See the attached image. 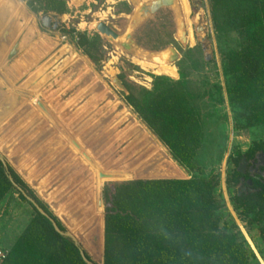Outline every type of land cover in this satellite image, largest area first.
<instances>
[{
    "label": "rangeland",
    "instance_id": "obj_1",
    "mask_svg": "<svg viewBox=\"0 0 264 264\" xmlns=\"http://www.w3.org/2000/svg\"><path fill=\"white\" fill-rule=\"evenodd\" d=\"M153 1L33 0L38 11H31L25 0H16L33 31L23 28L7 40L16 23L6 14L0 32V90L13 98L0 115V155L64 230L76 237L94 264H103L105 186L131 179L210 176L219 182L216 214L244 239L258 264H264V218L255 211L244 212L232 200L238 183H227L237 167L234 159L242 155L255 159L260 151L252 147L264 140V123L236 127L227 98L229 78L223 72V58L238 48L240 38L230 30L216 31L209 0H187L192 40L180 1L144 15L142 6ZM2 4L0 0V13ZM45 12L60 14L62 23L56 29L43 26L38 17ZM98 22L106 23L118 37L101 33ZM75 32L86 35L83 46L75 45ZM164 51L169 52L167 63L176 76L142 68L134 61ZM176 82L188 92L201 119L197 168L192 172L172 159L125 100L130 91L146 99L145 90ZM13 192V198L0 207L1 239L15 225L10 213L14 200L20 198L17 189ZM94 230L99 231L101 243L97 252L92 247ZM3 243L0 240V249L9 250Z\"/></svg>",
    "mask_w": 264,
    "mask_h": 264
},
{
    "label": "trees",
    "instance_id": "obj_2",
    "mask_svg": "<svg viewBox=\"0 0 264 264\" xmlns=\"http://www.w3.org/2000/svg\"><path fill=\"white\" fill-rule=\"evenodd\" d=\"M31 11L33 0H25ZM216 31L230 30L240 45L223 58V72L229 78L227 98L235 125L247 129L264 123V0H209ZM60 12V11H59ZM76 46L87 37L74 33ZM179 82L154 91L146 99L130 91L125 100L146 126L167 147L172 159L189 172L197 168L202 127L188 92ZM264 154V140L252 151ZM242 155L234 159L237 163ZM247 158V157H246ZM264 171V165H261ZM13 180L21 186L64 229L21 177L8 165ZM244 176L251 189L233 195L244 212L255 211L264 218V175L232 171L229 184ZM216 177L131 179L105 186L103 264H258L254 252L237 231L230 230L216 214L220 208L215 194ZM16 188L0 161V207L13 198ZM18 191V190H17ZM10 217L21 231L10 239L9 250L0 264H87L71 238L54 231L50 221L19 191ZM32 208L35 214L32 213ZM13 227V226H12ZM235 228V225L232 226ZM10 231V229H8ZM8 234V235H7ZM264 243V226L261 229ZM86 257L90 255L83 249Z\"/></svg>",
    "mask_w": 264,
    "mask_h": 264
},
{
    "label": "bare ground",
    "instance_id": "obj_3",
    "mask_svg": "<svg viewBox=\"0 0 264 264\" xmlns=\"http://www.w3.org/2000/svg\"><path fill=\"white\" fill-rule=\"evenodd\" d=\"M173 1H172V3H173ZM179 1L181 3V5L179 6V9L181 11V15L184 16V18L186 19L187 24H188V27H187V29H188V39L192 40L191 29L189 27V21H188L189 19L187 18L188 15H189L188 2H187V0H179ZM2 5H4V6H2V8H4V10L5 9L6 10L5 11L2 10L1 13H0V32L4 28V23H5V20H6V14L7 15L9 14L10 15L9 17H12L15 20L14 23H16L14 25L12 24V27L10 28L11 29V33H10V30H9V32H8L9 34H7V40H9L8 35H10V38L12 39L14 37V35L17 33L16 31L19 32L23 28L25 29V32L28 29L30 30V32L33 31L32 27H31V24L30 25L28 24V19L29 18L23 12L22 7L16 2V0H3V4ZM7 18H8V16H7ZM93 26H94V24H93ZM6 42L7 41L5 40L4 44L2 45V48H3L4 51H5V47L7 45ZM3 50H1V52ZM2 54L0 53V55H2ZM169 56H170L169 52L168 51H164V52H161V53H159L157 55L154 54V55H151V56L149 54H143L142 57H136V58L134 57L135 58L134 61H136V63L139 66H141L142 68H152L157 73H166V74H169L171 76H176L175 68L172 66V64L167 63V59L169 58ZM149 57H151V60H150ZM148 58H149V60H148ZM3 93H5V92H2L0 90V115H1V113L4 112V109L7 108V105H5V104H7L6 101H8L9 98H13V97H10V96H8V98H6V95H4ZM87 155H89V154H87ZM164 158H165V156H164ZM166 161H168V160H166ZM111 175H112V177L113 176L119 177V174H117V173H111ZM96 228H98V227L95 226L94 229H96ZM98 232L94 230V234L95 235L92 238V247H93V250H95V252H97L100 249V246H101L100 245L101 243H100V239H99V234L97 235Z\"/></svg>",
    "mask_w": 264,
    "mask_h": 264
},
{
    "label": "water",
    "instance_id": "obj_4",
    "mask_svg": "<svg viewBox=\"0 0 264 264\" xmlns=\"http://www.w3.org/2000/svg\"><path fill=\"white\" fill-rule=\"evenodd\" d=\"M173 0H156L153 1L150 5L149 4H145L142 6V11L144 13V15L146 14H150V13H154L156 12L161 6L163 5H169L172 3ZM40 23L45 26V27H49L52 29H56L61 23H62V19L60 14L56 13V12H45L42 15H40L38 17ZM96 28L101 32L104 33L106 35H110L113 38H117L118 34L112 29L110 28L106 23L104 22H98L96 25ZM208 48L207 45H203V49L206 50ZM205 59H210V54L209 52L205 53ZM258 158L259 160L264 161V154L263 153H259L258 154ZM0 161L3 165V169L4 172L6 174V176L8 177V179L11 181L12 185L29 201L31 202V204L37 209V211L39 213H41L43 216H45L51 223L54 231H56L57 233H59L62 236L65 237H69L72 239V241L74 242V244L79 248V252L80 255L82 257V259L87 263V264H94L90 259H88L82 249V247L80 246L79 242L77 241L76 237L68 230H64L61 229L57 223L55 222V220L50 217L39 205L38 203L32 198L30 197L25 190L19 186L11 177L9 170H8V165L6 163V161L4 160V158L0 155ZM245 165H246V159L242 158V162L238 165L237 170L240 172H243L245 169ZM101 175H103V173H101Z\"/></svg>",
    "mask_w": 264,
    "mask_h": 264
},
{
    "label": "flooded vegetation",
    "instance_id": "obj_5",
    "mask_svg": "<svg viewBox=\"0 0 264 264\" xmlns=\"http://www.w3.org/2000/svg\"><path fill=\"white\" fill-rule=\"evenodd\" d=\"M258 154L255 159H251V160H248L245 156L242 157L246 159V165H245L244 171L241 173L243 174L248 173L251 176H254V174H261V171L258 169V167H260L258 165V161H259ZM242 158L240 162L238 163V165L242 162ZM261 165H264V162ZM244 182H245V185H243ZM251 185H252V181L250 179H247L244 176H241L239 178V183H238L237 190H236L237 194H241L242 192H247L248 188L251 189Z\"/></svg>",
    "mask_w": 264,
    "mask_h": 264
},
{
    "label": "crops",
    "instance_id": "obj_6",
    "mask_svg": "<svg viewBox=\"0 0 264 264\" xmlns=\"http://www.w3.org/2000/svg\"><path fill=\"white\" fill-rule=\"evenodd\" d=\"M162 178V177H161ZM173 178H182V177H173ZM14 220H15V218L14 217H12ZM8 229H10V239H13V237H15V235H17L20 231H21V227H17L16 226V228L13 226V227H10V228H8ZM12 233V234H11ZM0 240H4V246H7V244H6V242L8 243V245H9V242H11V240H5V239H1V237H0ZM6 241V242H5Z\"/></svg>",
    "mask_w": 264,
    "mask_h": 264
},
{
    "label": "built area",
    "instance_id": "obj_7",
    "mask_svg": "<svg viewBox=\"0 0 264 264\" xmlns=\"http://www.w3.org/2000/svg\"><path fill=\"white\" fill-rule=\"evenodd\" d=\"M6 256V251L0 249V260H2Z\"/></svg>",
    "mask_w": 264,
    "mask_h": 264
}]
</instances>
